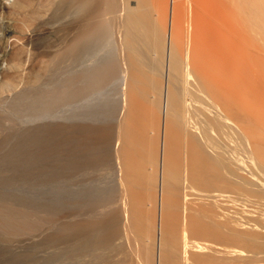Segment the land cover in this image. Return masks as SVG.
I'll return each mask as SVG.
<instances>
[{
  "label": "bare ground",
  "instance_id": "bare-ground-1",
  "mask_svg": "<svg viewBox=\"0 0 264 264\" xmlns=\"http://www.w3.org/2000/svg\"><path fill=\"white\" fill-rule=\"evenodd\" d=\"M34 1L0 0V14ZM45 1V22L56 19L62 33L52 52L80 44L61 85L101 63L117 69L107 87L49 117L118 123V241L135 231L152 264H264V0ZM101 12L111 25L103 41L89 35ZM37 18L26 15L19 40L6 28L3 78L11 67L32 74L23 50Z\"/></svg>",
  "mask_w": 264,
  "mask_h": 264
},
{
  "label": "rangeland",
  "instance_id": "rangeland-1",
  "mask_svg": "<svg viewBox=\"0 0 264 264\" xmlns=\"http://www.w3.org/2000/svg\"><path fill=\"white\" fill-rule=\"evenodd\" d=\"M48 7L45 0H35L15 9L13 15L0 14V56L6 28L15 27L17 36H12L19 40L26 15L41 16L30 24V44L27 40L23 50L24 56L29 53L25 58L32 74L22 77L21 69L14 67L7 70L6 78L0 74V264H150L152 260L142 254L144 246L140 251L143 244L134 238L136 232L126 231V237L136 240L123 235L122 244L118 236L124 233L123 225L114 228L111 221L112 208L120 198V188L110 184L116 121L75 120L64 125L59 118L49 117L63 103L107 87L117 77V69L101 63L90 73L72 75L65 82L69 85H61L62 71L77 62L80 44L69 50L71 55L52 52L50 46L62 33L56 19L45 22ZM102 14L89 31L101 41L110 37L111 29L108 16ZM110 243L119 248L114 250Z\"/></svg>",
  "mask_w": 264,
  "mask_h": 264
}]
</instances>
